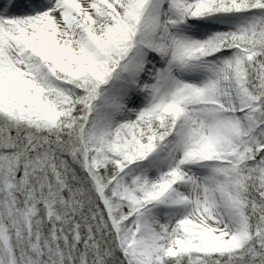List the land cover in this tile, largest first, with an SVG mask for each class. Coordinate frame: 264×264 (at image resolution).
Returning <instances> with one entry per match:
<instances>
[{
    "label": "snow or ice",
    "instance_id": "6c2138e0",
    "mask_svg": "<svg viewBox=\"0 0 264 264\" xmlns=\"http://www.w3.org/2000/svg\"><path fill=\"white\" fill-rule=\"evenodd\" d=\"M0 264H264V0H0Z\"/></svg>",
    "mask_w": 264,
    "mask_h": 264
}]
</instances>
